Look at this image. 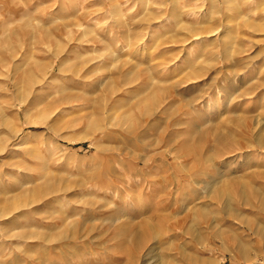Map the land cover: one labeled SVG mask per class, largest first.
I'll list each match as a JSON object with an SVG mask.
<instances>
[{
  "label": "rangeland",
  "instance_id": "374dc122",
  "mask_svg": "<svg viewBox=\"0 0 264 264\" xmlns=\"http://www.w3.org/2000/svg\"><path fill=\"white\" fill-rule=\"evenodd\" d=\"M0 264H264V0H0Z\"/></svg>",
  "mask_w": 264,
  "mask_h": 264
},
{
  "label": "bare ground",
  "instance_id": "6f19581e",
  "mask_svg": "<svg viewBox=\"0 0 264 264\" xmlns=\"http://www.w3.org/2000/svg\"><path fill=\"white\" fill-rule=\"evenodd\" d=\"M106 48H107V46H105ZM108 48H110V47H108ZM107 48V49H108ZM18 49H19V47H18ZM71 53H73V52H71ZM71 53L69 52V54L71 55ZM115 53V52H114ZM56 57H55V59H54V61H53V63L50 65V66H48V68H47V71H46V73L49 75L48 76V78L47 79H49L51 82H55L54 80H57V78H56V75L54 74V67L56 66L57 67V69H58V73L60 74V73H62V72H65L66 74L69 72L70 73V75L72 76L71 78H74V76H78L79 75V69H78V67H71L70 69H67L66 68V60L64 59V58H62L61 57V55L60 54H56L55 55ZM77 59V58H76ZM68 61V60H67ZM58 75V74H57ZM63 76H65V77H67L68 75H63ZM35 79V80H34ZM22 80V79H21ZM43 80V79H42ZM42 80H40V79H36L35 78V76L32 78V77H30V75H28L27 77H25L24 78V80H23V82H22V84L24 83V90L26 91V93L24 92L23 93V91L21 90V88H23L22 86L20 87L19 86V84H13V87H14V90H15V88H16V91H17V99H18V103H19V105L20 106H23L24 108H26V110L25 111H27V108H28V106H30L31 107V105H37V104H39V102L40 101H38L37 100V98L38 97H35L34 96V98H32L31 100H30V98H28L29 96H30V94L32 93L33 95H34V92L35 91H32L31 89L32 88H35V87H41V86H43L44 84H46L47 82L46 81H42ZM18 83V82H17ZM22 84H20V85H22ZM62 88V87H61ZM70 88V87H69ZM68 90H70V89H68L67 87L66 88H62V89H59V93H61V96H62V98L60 99V100H58V102H62V104H63V102H68V101H70V100H72L75 96L74 95H66L68 92ZM70 91H72V90H70ZM66 93V94H65ZM75 100V99H74ZM56 101V100H55ZM76 101H79V100H76ZM72 102V101H71ZM104 102V101H103ZM69 103V102H68ZM54 104H55V102H54ZM53 105V104H52ZM52 105H51V107H52ZM54 106V105H53ZM35 107V106H34ZM17 109H18V107H16ZM100 109H101V107H99ZM102 108H104V107H102ZM61 109V108H60ZM19 110V109H18ZM102 110V109H101ZM99 112H100V110H99ZM101 112H103V111H101ZM23 113V112H22ZM114 114V113H113ZM23 115H24V117H25V122L27 123V124H37L36 122H32L31 121V119H29L28 117H27V115H26V113L24 114L23 113ZM111 115V114H110ZM19 118L20 119H22V114H21V112L19 113ZM43 118H45V116H43L42 117V119ZM107 118V117H106ZM109 121V124H110V126H118V123L119 124H122V123H124V121H125V119L122 117V118H120V120H119V122H116L117 124H115V125H113V123H111V122H113V121H115V118L113 117L112 119H108ZM109 126V127H110ZM121 126V125H120ZM108 127V126H107ZM98 128H99V126H98ZM104 128V127H103ZM154 128H155V126L154 125H152L151 124V130H154ZM100 130V129H99ZM14 134V133H13ZM141 136H143V137H145L146 135H144V134H141Z\"/></svg>",
  "mask_w": 264,
  "mask_h": 264
}]
</instances>
